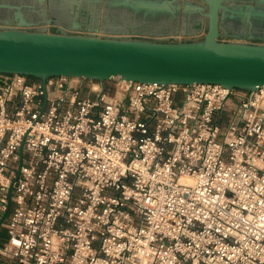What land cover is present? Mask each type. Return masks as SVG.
<instances>
[{
	"label": "built area",
	"instance_id": "obj_1",
	"mask_svg": "<svg viewBox=\"0 0 264 264\" xmlns=\"http://www.w3.org/2000/svg\"><path fill=\"white\" fill-rule=\"evenodd\" d=\"M0 80V264H264V88Z\"/></svg>",
	"mask_w": 264,
	"mask_h": 264
},
{
	"label": "water",
	"instance_id": "obj_2",
	"mask_svg": "<svg viewBox=\"0 0 264 264\" xmlns=\"http://www.w3.org/2000/svg\"><path fill=\"white\" fill-rule=\"evenodd\" d=\"M197 29L202 38L158 40ZM0 73L45 89L68 76L255 91L264 88V0H0Z\"/></svg>",
	"mask_w": 264,
	"mask_h": 264
},
{
	"label": "crops",
	"instance_id": "obj_3",
	"mask_svg": "<svg viewBox=\"0 0 264 264\" xmlns=\"http://www.w3.org/2000/svg\"><path fill=\"white\" fill-rule=\"evenodd\" d=\"M47 28V31L48 32H51V33H55V31L57 30V27L55 26H48V27H46ZM198 31L197 32H194V33H192V34H190V35H186L185 37H188L189 38V40H194V39H197V38H202L204 35H205V33H206V31H205V29H197ZM177 36H183L182 34H181V31H180V33L177 35Z\"/></svg>",
	"mask_w": 264,
	"mask_h": 264
},
{
	"label": "rangeland",
	"instance_id": "obj_4",
	"mask_svg": "<svg viewBox=\"0 0 264 264\" xmlns=\"http://www.w3.org/2000/svg\"><path fill=\"white\" fill-rule=\"evenodd\" d=\"M30 81H38V80L37 79L30 78ZM1 236H2V239H0V245L3 244V239H5L4 238V236H5V229H2L1 230Z\"/></svg>",
	"mask_w": 264,
	"mask_h": 264
},
{
	"label": "bare ground",
	"instance_id": "obj_5",
	"mask_svg": "<svg viewBox=\"0 0 264 264\" xmlns=\"http://www.w3.org/2000/svg\"><path fill=\"white\" fill-rule=\"evenodd\" d=\"M183 180H184L185 182H191V179H190V178H183Z\"/></svg>",
	"mask_w": 264,
	"mask_h": 264
},
{
	"label": "trees",
	"instance_id": "obj_6",
	"mask_svg": "<svg viewBox=\"0 0 264 264\" xmlns=\"http://www.w3.org/2000/svg\"><path fill=\"white\" fill-rule=\"evenodd\" d=\"M30 78H33V77H29V79H30ZM33 79H35V78H33Z\"/></svg>",
	"mask_w": 264,
	"mask_h": 264
}]
</instances>
